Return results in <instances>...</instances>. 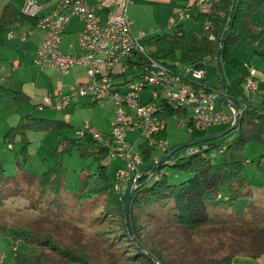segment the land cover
Wrapping results in <instances>:
<instances>
[{"label": "trees", "instance_id": "16d2710c", "mask_svg": "<svg viewBox=\"0 0 264 264\" xmlns=\"http://www.w3.org/2000/svg\"><path fill=\"white\" fill-rule=\"evenodd\" d=\"M204 9L199 8L198 3H192L189 8L194 10L195 19L200 22V29H185L181 23L173 25V30L162 34L150 35L142 40L148 47L149 53L158 61L171 65L178 70L175 64L191 65L195 68L205 69L213 65L214 56L222 68L229 66L239 71L237 79L227 83L224 80L225 94L229 101L238 106L239 117L237 125L228 133L210 140L196 143L198 150L189 154H180L169 165L176 172L184 171L191 175L178 182H171L164 173L158 170L166 163L161 162L153 168L152 156L155 148L146 141L138 143L142 164L141 175L133 182V192L130 199L128 216L129 226L132 232L138 230V219L144 216L152 220H164L185 226L191 229L206 227L225 229L229 240H233L241 247L240 251L245 257H256L264 253V221L251 219L247 215L248 206L253 196L250 182L243 174V168L248 162L245 157V146L249 141H255L264 145V98L259 104L249 100V94L244 87L248 74L247 64L234 57L232 47L237 43L251 47L264 37V28L256 26L251 21V15L264 9V0H204ZM18 11L13 5L3 7L0 16V31L9 30L17 19ZM25 16L36 22L37 16ZM208 23L207 27L204 24ZM264 58V54H262ZM115 74H113L114 76ZM222 105L226 106L220 97ZM161 115L166 119L176 114L185 117L188 112L185 109H174L166 101H162ZM227 107V106H226ZM229 108V107H228ZM230 123L210 127L208 129L195 128L193 122L187 121L189 140L205 136L228 127ZM71 123L63 117H47L35 115H23L17 122L11 125L3 134V141L12 143L15 139L21 142L17 152L20 160L17 167L24 168L29 157L27 130L42 129L48 132L60 131L70 127ZM165 130L161 136L165 137ZM223 138H228L226 142ZM57 151L53 165L35 176L34 183L38 187L39 194H57L61 191L64 178L63 156L69 151L70 146H76V150L82 156L89 155L97 163L92 173L82 177L79 191L76 192L78 211L86 207L101 205L100 210H92V221L103 218L107 210H113L124 226V197L127 187L117 192L112 186L105 171L104 159L108 154V147L95 139L90 132L82 135L65 138ZM177 144L171 145L172 148ZM219 149V157L215 160L213 148ZM168 151V150H167ZM165 151V152H167ZM264 156V152L261 157ZM260 166V162L256 163ZM4 171L3 168L0 172ZM150 171V173H147ZM158 173L157 176H154ZM89 176H93L89 180ZM130 180V178H129ZM109 200L112 204H109ZM0 231L22 238L32 243L43 242L56 252L57 258L47 256L40 248L38 253L15 254L14 264H89V254L86 251L76 253L65 244L54 242L50 236H42L31 233L25 227L7 228L0 224ZM134 248L139 253V261L146 264H164L162 255L155 253L156 260L152 259L146 251ZM74 254L78 255L75 256ZM235 254H223L221 264H252L235 260Z\"/></svg>", "mask_w": 264, "mask_h": 264}, {"label": "rangeland", "instance_id": "374dc122", "mask_svg": "<svg viewBox=\"0 0 264 264\" xmlns=\"http://www.w3.org/2000/svg\"><path fill=\"white\" fill-rule=\"evenodd\" d=\"M41 1L46 2V0ZM179 9L184 13L180 23L185 29H200V22L195 19L194 11L186 6L184 0H133L128 6L127 14L132 22V31L134 33L143 31L146 37H149L172 31L173 26L168 20L170 16L176 15ZM246 51L250 53L251 49H245L242 44H238L234 49V55L244 58ZM256 57L259 63L264 64L261 57ZM221 71L227 83L240 76L238 70L226 65L222 66ZM205 72L203 81L208 85L220 87L215 68L212 65L207 66L204 69ZM130 74L131 69H127L126 75ZM59 91L62 94H68L66 89L58 90L55 87L48 96L54 98ZM251 99L252 102L259 103L256 97L252 96ZM74 101L77 103L68 105L64 115L59 114L60 117L68 118L70 127L58 132L42 129L26 131L30 142L28 143L29 157L24 168L17 167V161L20 160L17 150L21 142L15 139L9 147L8 142L3 141V132L0 133V169H4L0 172V224L2 226L25 227L37 235V239L48 235L54 242L65 244L76 253L86 251L90 257L89 264H146V261L138 260L139 253L134 246L141 251H146L152 259L153 256L156 258L155 253L162 255L164 264H221L220 259L224 256L223 254L230 252L237 253L235 260L264 264V253L254 258L240 255L241 247L235 241L228 239L229 234L222 227L191 229L175 225L173 222L152 220L141 216L138 219V230L132 232L130 226L126 231L123 220L119 219L111 209L105 212L103 218L92 221L90 216L92 210L95 208V211H98L102 206L95 204L96 207H86L78 211L76 192L79 191L82 177L92 173L97 163L89 155H80L74 145L70 146L69 151L63 156L65 170L61 191L57 194L41 193L40 195L33 178L54 164L57 151L61 147L60 142L65 138L75 137L76 130L81 128L85 121L101 133H109L114 121V107L111 102H90L91 99L88 96H79ZM214 103L216 107L228 110L227 105H222L220 96L215 98ZM4 109L6 111V108ZM190 114L189 108L188 115ZM181 118L183 120H180ZM15 123L16 121L13 124ZM180 123H186L185 117L171 116L167 119L164 139L168 147L189 140L187 126H182ZM125 136L128 141L133 142L132 149L141 153L138 143L142 139L138 131H127ZM227 139L223 138V141L226 142ZM213 152L217 160L219 149L214 147ZM263 152V144L249 141L245 146V157L248 162L243 168V174L250 182L253 192L247 215L250 220L258 218L262 222L264 221V156L261 157ZM180 154H182V148L172 153L158 170L160 174H166L171 182L181 181L191 175L184 171L176 172L169 165ZM257 162H260V166H256ZM123 165L124 161L118 157H113L106 164L105 171L110 180L115 169ZM92 178L93 176H89V180ZM126 187L121 190L123 191ZM108 202L112 204L111 200ZM40 248L47 256L57 258L56 252L43 242L29 243L12 234L0 232V253L4 254L0 264H14L16 253H38ZM72 263L76 264L79 261Z\"/></svg>", "mask_w": 264, "mask_h": 264}, {"label": "built area", "instance_id": "2783aa9c", "mask_svg": "<svg viewBox=\"0 0 264 264\" xmlns=\"http://www.w3.org/2000/svg\"><path fill=\"white\" fill-rule=\"evenodd\" d=\"M133 0H56L51 13L37 16L36 26L42 30L33 63L38 67L50 66L60 72H67L75 64L86 68L87 78L69 85L68 94L60 91L53 98V106L61 109L79 96H88L90 102L111 101L114 107V121L109 133H101L85 121L76 135L85 131L108 147L104 159L107 164L113 157L124 161V165L115 169L112 186L121 192L134 176L141 175V153L132 149L133 142L126 139V132L138 131L139 137L152 145L156 153L152 156L155 163L169 149L167 141L161 136L166 128L167 119L161 115V102L166 101L174 109H191L185 121L191 119L195 128L207 129L232 123L235 111L216 107L214 100L220 96V88L206 85L203 68L191 65L175 64L180 69L156 60L142 43L146 33H134L132 22L127 14L128 5ZM23 13L36 16L39 10L38 0H25ZM70 16H77L82 21V30L78 37L79 53H63L60 43L65 23ZM184 17L182 10L176 16L169 17L174 25ZM208 23L204 24L207 27ZM17 34L13 29L8 35ZM22 39L26 32L18 33ZM131 74L126 75V70ZM116 75V79L113 78ZM254 67L248 68L244 87L248 93L254 92ZM147 91L144 99L141 93ZM50 102V97H44ZM241 110L238 109V113ZM173 116H177L173 114ZM180 120H183L181 118ZM180 123V125H186ZM8 146L11 147L10 143ZM198 150L196 144L182 148V154ZM166 162V160H165ZM147 173H150L148 171ZM155 173L154 176H157ZM4 257L0 253V261Z\"/></svg>", "mask_w": 264, "mask_h": 264}, {"label": "crops", "instance_id": "0c3cea01", "mask_svg": "<svg viewBox=\"0 0 264 264\" xmlns=\"http://www.w3.org/2000/svg\"><path fill=\"white\" fill-rule=\"evenodd\" d=\"M24 1L25 0H0V16L3 7L7 4L13 5L14 9L18 11L17 19L10 28L17 34L10 36L8 35V30L0 31V133L3 132L2 134H4L8 127L15 121L17 122L21 116L26 114L47 117H60L59 114L64 115L67 106L71 103L76 104L77 102L71 101L67 106L56 109L53 106V96H48L49 93L55 87H57L58 90L66 89L68 91L69 85L84 81L87 78L86 68L82 64H75L67 72H60L54 67H38L33 63L38 42L42 37V30L36 26L33 20L21 15L23 13L22 7ZM184 1H186V6L188 8L194 2L199 4V8H205L204 0ZM38 2L39 10L36 16L51 13L56 6V0H46V2L38 0ZM178 11H180V9ZM180 21L181 19L177 23H180ZM251 21L256 26L264 28V9L254 12L251 15ZM81 30L82 21L77 16H70L65 23L60 43V51L62 50L63 53L81 52L80 49H78V37ZM21 32H26L24 39L18 36V33ZM238 44L242 43L235 44L231 49V53L237 59L245 62L247 68L254 67L255 74L253 75V79L255 82V90L248 94L251 102V97L254 96L260 103L264 98V64L259 63L256 56L264 60L262 56V54H264V37L259 39L255 45L251 47L242 44L245 49H251L250 53L247 51L245 52L244 58L234 55V49ZM248 59L253 61V63H258V66L252 64ZM178 69H180V67ZM113 78L116 79V75H114ZM203 80L204 78L202 82L206 84ZM46 95L50 97V102L44 100ZM141 96H144L142 97L144 99L148 96V92H142ZM109 102L111 101L109 100ZM4 108H6V111ZM63 118L69 121L68 118Z\"/></svg>", "mask_w": 264, "mask_h": 264}, {"label": "water", "instance_id": "95a60500", "mask_svg": "<svg viewBox=\"0 0 264 264\" xmlns=\"http://www.w3.org/2000/svg\"><path fill=\"white\" fill-rule=\"evenodd\" d=\"M233 2H234V0H233ZM217 56H218V54H216L214 56L213 65H214V68L217 71L218 76H219L220 97H221L222 101L225 103V105H227V107H229V108L231 107V108L234 109L235 114H234L233 122L228 127H226L225 129H223L221 131H217L215 133H211V134H208V135H205V136H201V137L195 138L193 140H188V141H185V142H182V143H179V144L173 146L172 148L168 149L167 152H165L163 155H161L159 157V159L153 164V168L155 166L159 165L161 162L165 161L175 151H177V150H179V149H181L183 147L192 145V144H196V143H199V142H202V141H205V140H210V139H214V138L220 137V136L228 133L230 130H232L237 125V120H238V117H239L238 106L235 103L229 101L227 99V97H226L224 79H223V76H222L221 67L219 66V64L217 62ZM134 180H135V178H134V176H132L130 178V180L128 181V187H127V190L125 192V197H124V219H125V223H126L127 227L129 226L128 209H129L131 195H132V192H133V182H134ZM153 259L156 260V258L154 256H153ZM156 263L159 264V262H156Z\"/></svg>", "mask_w": 264, "mask_h": 264}, {"label": "clouds", "instance_id": "9594fccd", "mask_svg": "<svg viewBox=\"0 0 264 264\" xmlns=\"http://www.w3.org/2000/svg\"><path fill=\"white\" fill-rule=\"evenodd\" d=\"M220 88V87H219Z\"/></svg>", "mask_w": 264, "mask_h": 264}]
</instances>
